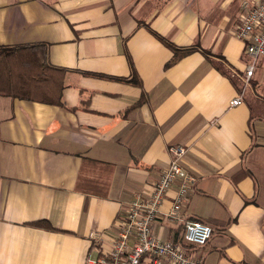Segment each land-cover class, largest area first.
Here are the masks:
<instances>
[{"label":"crops","instance_id":"1","mask_svg":"<svg viewBox=\"0 0 264 264\" xmlns=\"http://www.w3.org/2000/svg\"><path fill=\"white\" fill-rule=\"evenodd\" d=\"M244 1L0 0V48L44 44L66 73L64 106L0 98V264L108 258L174 146L196 178L183 219L213 234L185 244L183 224L165 217L177 183L154 234L203 264H264V60L244 87ZM166 43L191 52L167 67ZM84 158L112 167L106 196L76 189ZM43 220L55 230L33 225Z\"/></svg>","mask_w":264,"mask_h":264},{"label":"built area","instance_id":"2","mask_svg":"<svg viewBox=\"0 0 264 264\" xmlns=\"http://www.w3.org/2000/svg\"><path fill=\"white\" fill-rule=\"evenodd\" d=\"M242 10L235 36L245 43L250 60L243 78V85L247 87L260 61L264 60V0L257 3L245 0ZM242 103V98L238 97L231 105L239 106ZM170 152L173 159L160 179L152 184L150 194H138L129 204L110 256L97 261L89 260L87 264H203L190 257L184 245L163 241L153 232L154 223L162 217L168 193L177 183L176 196L165 217L171 222L183 224L185 244L204 246L213 234V228L205 222L183 219V208L196 185V178L182 166L187 149L174 146ZM131 239H134L133 245ZM147 255L148 261L142 263Z\"/></svg>","mask_w":264,"mask_h":264},{"label":"trees","instance_id":"3","mask_svg":"<svg viewBox=\"0 0 264 264\" xmlns=\"http://www.w3.org/2000/svg\"><path fill=\"white\" fill-rule=\"evenodd\" d=\"M166 45L175 52V57L167 67L176 64L183 55L191 52V50L180 52L174 46L167 43ZM214 65L223 74H227L222 67L217 64ZM65 75L64 70L54 68L49 64L48 48L44 44L0 48V98L9 97L14 100L64 106ZM131 83L139 88L143 87L136 73ZM144 100L145 95L139 103L128 109L127 112L135 109ZM100 173H105L107 178H104ZM111 173V166L84 158L76 189L89 195L106 196L109 192L108 177ZM33 225L55 230L46 220L35 222ZM148 257V255L145 256L142 263Z\"/></svg>","mask_w":264,"mask_h":264}]
</instances>
